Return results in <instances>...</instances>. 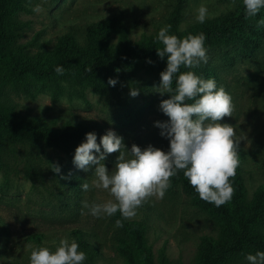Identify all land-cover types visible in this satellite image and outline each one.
<instances>
[{
    "label": "rangeland",
    "instance_id": "obj_1",
    "mask_svg": "<svg viewBox=\"0 0 264 264\" xmlns=\"http://www.w3.org/2000/svg\"><path fill=\"white\" fill-rule=\"evenodd\" d=\"M176 0H34L25 11L18 13L20 20L30 22L20 43L38 38L47 45L50 59L59 54L58 39L72 26L81 30L87 23L96 22L124 10L130 20L131 37L140 40L152 34L159 25H165ZM239 0H188L186 19L181 29L197 21L201 4L212 16L237 8ZM39 5L42 11L34 12ZM264 10L252 18L248 29L249 47L243 43L223 44L208 52L207 64L201 63L204 79L214 78L217 87L223 86L232 96L234 111L219 123L232 125L242 138L239 148L244 153L247 200L264 185ZM81 32V31H80ZM114 43L118 42L113 35ZM38 49L32 50L37 52ZM155 69H143L138 77L130 79L119 91L102 94L92 87L78 88L62 83V89L53 92L42 89L35 97L9 90L8 95L24 113L43 117L61 126L68 120L84 119L102 137L113 130L123 138L130 151L133 144L142 150L152 145L163 151L169 149V140L160 135L156 122L168 121L160 110V103L170 98L157 89L161 83L163 64ZM33 87L41 81L32 80ZM139 94L130 95L131 88ZM75 151L54 149L46 145L17 146L7 150L0 165V218L8 226V238L0 247V264H30L31 252L38 247H52L53 242L69 237L68 230L81 228L91 232V241L102 251L97 264H128L123 252L113 240L116 230L112 216L102 218L90 214L83 201L104 203L113 199L109 192L91 187L95 165L87 172L74 163ZM96 155H99L96 153ZM119 153L107 155L103 161L111 172ZM53 164L60 166L54 173ZM69 176L66 184L62 177ZM88 182L90 189L81 185ZM148 218V244L154 255V264H196L204 237H217L222 231L217 215L203 211L194 195L186 194L180 183L173 182L163 199L154 197L137 209L134 218ZM3 233V232H2ZM44 234L42 243L27 240L30 234ZM248 264V263H242Z\"/></svg>",
    "mask_w": 264,
    "mask_h": 264
},
{
    "label": "trees",
    "instance_id": "obj_2",
    "mask_svg": "<svg viewBox=\"0 0 264 264\" xmlns=\"http://www.w3.org/2000/svg\"><path fill=\"white\" fill-rule=\"evenodd\" d=\"M32 1L0 0V165L6 151L12 147L46 145L72 152L86 142L87 133H95L98 144L101 138L94 125L83 122L82 118L57 126L43 117L24 113L8 95L6 87L32 97L42 89L56 93L62 89V83L78 88L92 87L102 94L119 91L130 79L138 77L141 70L151 71L158 64L167 67V57L161 59L157 55V50L164 47L157 36L165 25H171L169 34L179 38L204 33L205 47L210 52L215 47L234 42L249 47L248 29H252L250 22L254 18H246L243 2L239 0L236 9L208 16L204 23L195 21L188 28L181 29L186 19L188 0H176L165 25H159L155 33L133 40V26L126 12L120 10L102 21L87 23L81 30L72 26L58 39V56L50 59L47 45L40 43L37 37L26 43L19 42L29 29L30 22L20 20L18 13L25 11ZM113 35L117 36V43H114ZM34 49L38 51L32 52ZM57 66L65 69L63 75L56 73ZM186 71H194L204 78L201 65L195 69L182 66L180 73ZM109 78L117 80L115 86L108 84ZM33 79L40 80L42 86L33 87ZM172 87H176L175 78ZM239 157L236 175L230 178L234 194L229 202L219 207L201 200L183 171L172 177L173 182L181 184L186 194L194 195L196 204L203 211L217 215L223 227L217 237L203 238L196 264L248 263L247 254L264 251V185L255 192L252 200H247L242 165L244 153L240 148ZM64 177L67 178H63L62 183L66 184L70 178ZM116 220H122L123 227L116 228L113 240L126 256L128 264H154L153 251L148 244L147 216L124 219L118 211L112 216L114 223ZM62 231L69 232L68 239H75L79 250L86 254L83 264H97L103 254L91 241V232L81 228ZM8 232V226L0 218V247L8 238ZM43 236L40 233L30 234L27 240H34L40 245ZM59 241L51 244L54 249L59 246Z\"/></svg>",
    "mask_w": 264,
    "mask_h": 264
},
{
    "label": "clouds",
    "instance_id": "obj_3",
    "mask_svg": "<svg viewBox=\"0 0 264 264\" xmlns=\"http://www.w3.org/2000/svg\"><path fill=\"white\" fill-rule=\"evenodd\" d=\"M242 2L246 18L255 17L264 8V0ZM33 11L39 13L42 8L37 5ZM208 14V8L201 4L197 9V21L204 23ZM260 26H264V19L258 21L257 27ZM170 28L171 25H165L157 36L164 45L162 50H157V55L161 59L167 57V67L160 73L161 83L157 89L161 95L167 93L170 96L161 101L160 110L169 119L156 122L161 129L160 135L169 140V149L163 151L149 145L142 150L133 144L128 151L123 138L113 130H108L99 144L95 133H87L86 142L75 150L73 163L85 172L95 165L91 187L106 190L113 198L104 203L83 201V207L89 208L94 217H111L119 211L124 219L134 218L137 209L147 200L164 198L171 187V178L180 171L201 200L219 207L232 199L235 189L230 178L235 177L240 165L242 138L232 125L219 121L232 116L233 98L223 86L217 87L214 78L204 79L194 71L180 73L182 66L195 69L201 63L207 64L206 37L201 32L179 38L169 34ZM55 71L63 75L65 69L57 66ZM177 73H180L178 77ZM174 78L175 89L172 87ZM116 83V79L109 78V85ZM138 94L137 88H131L132 97ZM117 152L119 156L110 172L103 161L107 155ZM51 170L57 174L61 171L58 164H53ZM81 188L88 191L90 185L85 182ZM115 226L123 227L122 220H116ZM85 259L86 254L79 250L77 241L65 237L55 251L48 247L35 248L30 255V264H83ZM246 260L248 264H264V251L247 254Z\"/></svg>",
    "mask_w": 264,
    "mask_h": 264
}]
</instances>
